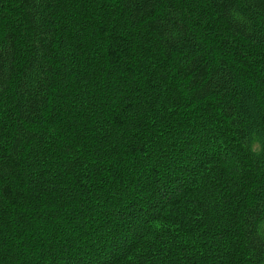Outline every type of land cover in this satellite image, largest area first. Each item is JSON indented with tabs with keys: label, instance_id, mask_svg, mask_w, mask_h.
Returning a JSON list of instances; mask_svg holds the SVG:
<instances>
[{
	"label": "trees",
	"instance_id": "16d2710c",
	"mask_svg": "<svg viewBox=\"0 0 264 264\" xmlns=\"http://www.w3.org/2000/svg\"><path fill=\"white\" fill-rule=\"evenodd\" d=\"M0 264H264V0H0Z\"/></svg>",
	"mask_w": 264,
	"mask_h": 264
}]
</instances>
